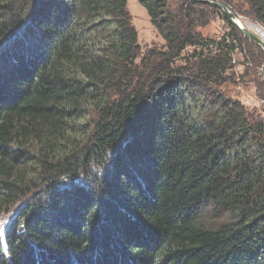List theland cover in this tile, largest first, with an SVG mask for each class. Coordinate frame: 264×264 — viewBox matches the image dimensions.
<instances>
[{
	"label": "trees",
	"instance_id": "1",
	"mask_svg": "<svg viewBox=\"0 0 264 264\" xmlns=\"http://www.w3.org/2000/svg\"><path fill=\"white\" fill-rule=\"evenodd\" d=\"M137 1L162 48L127 0H0V264H264V111L220 90L248 39ZM212 1L264 28V0Z\"/></svg>",
	"mask_w": 264,
	"mask_h": 264
},
{
	"label": "rangeland",
	"instance_id": "2",
	"mask_svg": "<svg viewBox=\"0 0 264 264\" xmlns=\"http://www.w3.org/2000/svg\"><path fill=\"white\" fill-rule=\"evenodd\" d=\"M225 6H227L230 13L236 16V18L242 23L252 21L249 9L246 6H243V4L240 3L239 7L241 8L239 9L227 4ZM126 10L132 25L136 29L138 44L142 52L148 51L152 48H162L164 46L163 39L150 23L145 9L138 3V1L127 0ZM226 31L227 24L225 21L220 18H214L206 27L200 29L199 33L203 37L209 39H218ZM250 43L251 41L247 40L246 46L243 47V51L236 52L233 55L232 69L228 71L226 75L228 80L220 90L233 100H238L242 103L249 101L251 106L247 108L252 109V106L264 100V59L259 58L254 46ZM247 51H251L252 54H248ZM253 52L256 54L255 56L253 55ZM191 53L192 51L187 49L184 54ZM258 108L256 109L257 113L259 110L264 111L263 107ZM89 112L91 117L90 120H94V118L96 119V116L91 111ZM139 140L143 142L142 138ZM15 213L16 209L5 214H0V224L3 225V227L0 228V244L2 249L5 247V232L7 231V228H9Z\"/></svg>",
	"mask_w": 264,
	"mask_h": 264
},
{
	"label": "water",
	"instance_id": "3",
	"mask_svg": "<svg viewBox=\"0 0 264 264\" xmlns=\"http://www.w3.org/2000/svg\"><path fill=\"white\" fill-rule=\"evenodd\" d=\"M200 2H208V0H195ZM217 8H219L225 17L226 21L229 22L234 28L238 29L244 37L249 41L258 45L264 53V31H260L261 26L251 22H240L236 16L232 15L228 10L227 6L220 2H211ZM242 24V26H241Z\"/></svg>",
	"mask_w": 264,
	"mask_h": 264
},
{
	"label": "built area",
	"instance_id": "4",
	"mask_svg": "<svg viewBox=\"0 0 264 264\" xmlns=\"http://www.w3.org/2000/svg\"><path fill=\"white\" fill-rule=\"evenodd\" d=\"M208 2L209 3H211V2H213L212 0H208ZM241 22V21H240ZM252 23V22H251ZM254 24H257V25H259V26H261L260 24H258V23H254ZM241 26H242V24H241ZM260 31H264V28L261 26V29H260ZM246 103V105L247 106H251V103L249 102V101H247V102H245ZM252 107H263V109H264V100L263 101H260L258 104H255L254 106H252Z\"/></svg>",
	"mask_w": 264,
	"mask_h": 264
},
{
	"label": "snow or ice",
	"instance_id": "5",
	"mask_svg": "<svg viewBox=\"0 0 264 264\" xmlns=\"http://www.w3.org/2000/svg\"><path fill=\"white\" fill-rule=\"evenodd\" d=\"M3 227V225L2 224H0V228H2Z\"/></svg>",
	"mask_w": 264,
	"mask_h": 264
}]
</instances>
